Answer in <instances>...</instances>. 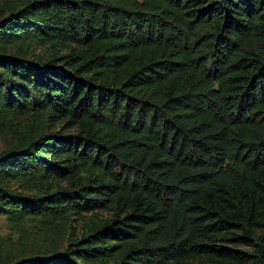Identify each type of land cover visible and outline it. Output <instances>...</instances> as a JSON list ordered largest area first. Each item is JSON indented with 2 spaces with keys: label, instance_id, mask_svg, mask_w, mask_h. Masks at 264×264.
<instances>
[{
  "label": "trees",
  "instance_id": "16d2710c",
  "mask_svg": "<svg viewBox=\"0 0 264 264\" xmlns=\"http://www.w3.org/2000/svg\"><path fill=\"white\" fill-rule=\"evenodd\" d=\"M1 132L18 232L112 215L0 264H264V0H0Z\"/></svg>",
  "mask_w": 264,
  "mask_h": 264
},
{
  "label": "rangeland",
  "instance_id": "374dc122",
  "mask_svg": "<svg viewBox=\"0 0 264 264\" xmlns=\"http://www.w3.org/2000/svg\"><path fill=\"white\" fill-rule=\"evenodd\" d=\"M37 53L41 55L48 54L47 50L44 48L36 49ZM63 54L59 52L58 55ZM18 124L23 127H28L34 121L29 117H22L18 119ZM48 131H64L65 123L62 122H51L47 121L46 123ZM72 133L70 129L67 131ZM10 142V133L1 132L0 133V151L3 150L6 145ZM26 194V193H25ZM96 216H93L91 213H87L82 217L72 216L64 224H58L53 227L51 230H48L45 233L43 232L41 224L36 220H25L23 221V232H18L12 225L8 223L5 216L0 215V254L2 255H15L20 252L29 251L34 246L42 245H58L62 242L64 235L74 234L80 236L82 233L87 231L89 221L91 219L100 218L107 219L112 215V212L108 210H98L95 212ZM42 233V234H41ZM256 247L249 246H237L236 250H239L243 253L254 254V249ZM248 262L247 264H249Z\"/></svg>",
  "mask_w": 264,
  "mask_h": 264
}]
</instances>
